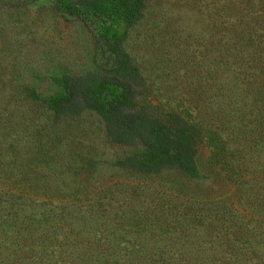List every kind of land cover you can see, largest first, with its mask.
I'll list each match as a JSON object with an SVG mask.
<instances>
[{"label":"trees","instance_id":"1","mask_svg":"<svg viewBox=\"0 0 264 264\" xmlns=\"http://www.w3.org/2000/svg\"><path fill=\"white\" fill-rule=\"evenodd\" d=\"M228 2L216 7L223 16L203 40L200 70L184 74L195 88L167 91L203 101L201 116L230 126L238 143L235 158L233 150L217 162L235 192L205 202L187 193L200 180V127L159 101L164 91L148 84L126 48L147 0L56 1L54 12L79 21L110 66L65 75L62 91L42 102L48 123L96 114L111 143L139 148L114 166L137 181L98 185L92 200L55 199L64 185L47 181L43 155L28 145L35 135L1 132L0 264H264V0Z\"/></svg>","mask_w":264,"mask_h":264},{"label":"rangeland","instance_id":"2","mask_svg":"<svg viewBox=\"0 0 264 264\" xmlns=\"http://www.w3.org/2000/svg\"><path fill=\"white\" fill-rule=\"evenodd\" d=\"M56 1L0 0V119H5V127L11 123L7 131L0 125V133L35 135L28 145L43 155L37 163L49 171L47 181L55 187L64 185L51 192L55 199L66 196L92 200L100 195L95 191L98 185L137 181L136 176L121 173L114 166L117 157L139 148H120L111 143L104 122L89 111L59 125L48 123L42 102L62 91L65 75L110 66L109 54L94 47L91 33L79 21L54 12ZM228 1L147 0L142 23L126 44L148 84L164 91L159 101L178 105L200 127L204 138L197 157L200 180L187 193L205 202L230 198L235 192L237 187L225 177L224 165L217 162L222 154L227 158L233 150L230 158H235L238 143L228 131L230 126L224 128L220 120L201 116L203 101L191 100L185 92L168 97L167 91L195 88L196 81L183 78L184 74L200 70L198 63L208 55L203 40H209V30L223 16L216 7L228 6ZM27 150L24 146L21 151ZM67 160L72 161L70 167ZM80 160L86 165L84 170ZM77 186L84 192L72 189Z\"/></svg>","mask_w":264,"mask_h":264}]
</instances>
